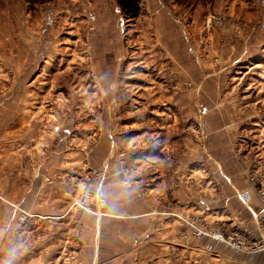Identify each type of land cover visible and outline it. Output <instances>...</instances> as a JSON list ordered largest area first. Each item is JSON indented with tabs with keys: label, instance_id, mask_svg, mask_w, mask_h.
Segmentation results:
<instances>
[{
	"label": "rangeland",
	"instance_id": "1",
	"mask_svg": "<svg viewBox=\"0 0 264 264\" xmlns=\"http://www.w3.org/2000/svg\"><path fill=\"white\" fill-rule=\"evenodd\" d=\"M261 1L141 0L139 16L127 18L116 0H0V264H20L46 235L36 199L26 209L20 196L41 176L72 189L68 224L103 213L109 175L130 187L140 163L147 176L154 150L187 156L205 192L234 193L222 173L264 167ZM218 160L220 185L211 181ZM203 220L210 229L231 219ZM255 259L246 264H264V251Z\"/></svg>",
	"mask_w": 264,
	"mask_h": 264
},
{
	"label": "crops",
	"instance_id": "2",
	"mask_svg": "<svg viewBox=\"0 0 264 264\" xmlns=\"http://www.w3.org/2000/svg\"><path fill=\"white\" fill-rule=\"evenodd\" d=\"M175 138L169 141L173 143ZM149 156V159L144 161L148 175L140 178L141 167L138 163L139 176L135 178L137 181L133 180L135 183L130 187L119 181L120 176L109 175L108 184L105 186L108 200L102 209L103 213L98 215L85 212L78 222L66 224L69 218L71 221L73 208L70 209V204L75 199L69 186L45 185V177L41 176L35 191L28 194L27 188L21 190V198L27 199L26 209L33 204L28 199H36V214L40 217L37 222L38 231H43L42 234L46 235L36 242L35 246L31 244L32 246L20 252V264L255 262V255L259 253L241 252L245 255L238 256L235 248L221 240L212 237L203 240L189 237V225L185 222L187 215L191 213L202 219L212 217L215 220L223 219L220 221L224 222L235 218L258 234L252 211L255 203L247 206L239 197V191L248 186L247 174L243 173L242 168L240 167L242 175L236 167L234 174L228 170L225 174L222 173L225 180H221V164L218 160L215 168L212 165L211 170L215 175L211 177V181L217 182L218 185L220 180L224 185L228 182L234 193L221 191L219 187L217 192H213V188L205 192L208 188L207 179L201 174L188 175L187 156L180 155L179 160L176 156L174 160H165L156 150ZM10 179H4V188L5 194L12 197ZM142 188L146 189V192L143 193ZM151 190L153 192H150ZM236 196L242 209L232 205H235ZM6 213L5 209L4 214ZM216 221L207 223L214 232L221 228V222ZM11 235L7 232L9 241ZM7 239L5 238L4 247H8ZM25 239L27 241V236ZM27 243L29 244L28 241Z\"/></svg>",
	"mask_w": 264,
	"mask_h": 264
},
{
	"label": "built area",
	"instance_id": "3",
	"mask_svg": "<svg viewBox=\"0 0 264 264\" xmlns=\"http://www.w3.org/2000/svg\"><path fill=\"white\" fill-rule=\"evenodd\" d=\"M261 2L264 5V0ZM247 180L248 186L239 191V197L247 206L255 203V206L251 208L258 234L236 219H231L229 226L214 232L208 229L203 219L193 216L192 222H185L190 225L195 237L203 239L210 236L247 254L264 251V167L250 162Z\"/></svg>",
	"mask_w": 264,
	"mask_h": 264
},
{
	"label": "trees",
	"instance_id": "4",
	"mask_svg": "<svg viewBox=\"0 0 264 264\" xmlns=\"http://www.w3.org/2000/svg\"><path fill=\"white\" fill-rule=\"evenodd\" d=\"M30 3H45L52 0H27ZM122 13L127 18H135L138 17L141 12V0H116Z\"/></svg>",
	"mask_w": 264,
	"mask_h": 264
},
{
	"label": "bare ground",
	"instance_id": "5",
	"mask_svg": "<svg viewBox=\"0 0 264 264\" xmlns=\"http://www.w3.org/2000/svg\"><path fill=\"white\" fill-rule=\"evenodd\" d=\"M116 66V65H115ZM141 71V70H140ZM106 116V115H105ZM189 120V119H188ZM148 158V157H147Z\"/></svg>",
	"mask_w": 264,
	"mask_h": 264
}]
</instances>
